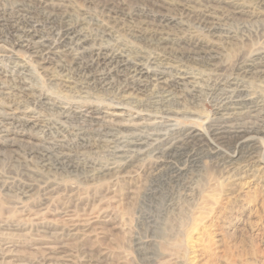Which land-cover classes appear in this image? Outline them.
<instances>
[{"label":"bare ground","instance_id":"6f19581e","mask_svg":"<svg viewBox=\"0 0 264 264\" xmlns=\"http://www.w3.org/2000/svg\"><path fill=\"white\" fill-rule=\"evenodd\" d=\"M60 1L62 0H19V3L16 5V0H13L7 7L0 6V150H19V148L22 150V147H26L22 156L23 164L27 165V161L34 163L33 167L35 169L31 171V175H33L35 179H31L33 182L37 183L38 189L45 198L47 196L53 199L52 197L56 196V199L57 197H67L70 199L71 197L80 195L79 190H82L74 187L72 184L60 187L56 183L50 182L49 179L53 178L49 177L50 173H63V175H68L67 177L70 178L73 174L76 175V173H81L84 175H82L83 177L80 175L83 179L81 181L84 183L106 181V187L103 188L102 185L100 189V186L97 187L99 194L102 195L101 197L113 195L115 198L116 195H121V189H123L122 187L118 189V185L123 184L121 182H127L126 180L130 181L131 179V177L123 176L126 169L134 168V165L137 164L138 166H136L135 170L139 177L145 176L153 178V176H157L165 166V160H163V158H166L165 156L167 154L171 153L174 148L176 149L178 146L181 147V143H185L186 140L193 139L197 136V134L191 130H188L187 133V131L179 129L176 123L173 125L167 124V121L169 122L171 119H176L181 116H195L193 113L197 111L192 110V113L190 111L184 112L179 111L178 108L175 111L172 110L173 108L171 110H161L165 118H167V121L165 120L166 122L162 123H159L161 122L160 119L158 123L147 122L142 124L138 123V121L136 122L135 117L131 120L129 119L130 121L127 120L125 123L115 122L113 120L106 121L103 119V116L107 114L102 110V107H104L103 101L106 99L103 97L105 96H107V99L112 98L113 100H118V102L126 101L127 103L125 105L127 106L135 105V107L137 106L145 109L147 104L145 105L144 101L141 99L148 93L151 96H157L161 99V101L155 100L156 102L151 104V106L153 105L157 108L155 110L159 111V109L163 108H159V106H162V101H167L169 100L168 98L173 97L175 104L179 105L181 100H187L188 98L194 100L195 94L201 92V94H204L206 97L211 99L216 98L215 101H217V103H215L216 105L212 106H215L212 112L213 118L207 119L209 124L207 132L205 131V133L202 134L203 136L199 137L201 139L200 141L204 142V146L207 147V149H211L217 156H225L224 158L228 161V164L238 155L241 147V143L238 142L237 144L235 143V148H233L234 151L231 153L229 152L230 154L221 151L222 135L225 133H232L236 141H244L243 143L247 144L250 148L248 149L249 152L258 149L261 151V147L263 146L261 142H264V114L260 113L255 115L257 122H249L248 124L243 122L245 125L241 126L240 124V127H237L235 124L241 121V116L245 115L241 114L242 111L257 108L261 105L258 102L260 94H254L255 92L250 93L247 89L248 87L250 88V85L245 86L244 84L245 80L252 77H254V81L255 78L260 79L262 82L264 81V34L259 37V39L263 40L261 48L248 51L244 47L245 50H237L238 52L236 51V53L234 52L235 50H226L230 52L229 54L233 55L230 62H227L228 64L225 65L218 64L215 66L213 64L215 63L214 59L216 57H214L213 53H216L218 49L217 43L220 41V37L217 36L219 28H217V24H215L214 21L210 20V16L206 14V12H210L208 6H206L203 11L195 9V6L207 4L208 0H178V2L173 3V9L179 13V16L192 20L195 26L204 29L203 37L200 36L178 41L165 32L167 27L163 29L164 26H168L172 21V19L165 16H160L157 19V24L154 23V20L148 22L143 21L142 18V20L137 19L138 21L135 23L132 22L133 20L135 21V19L125 13V7L121 4L122 2L108 4L111 0L108 2L105 0H84V5L97 7L100 9L101 13L106 14V18L102 20V22L95 21V23H87L86 20L88 19H79L71 22L73 19L71 21L69 19L71 18L70 14H73L72 11H70L71 13L68 12L69 14L66 13L67 11L63 13L61 4L65 1L63 3ZM123 1L125 2V0ZM225 1L226 0H218V2H230L234 8H232L233 10L238 9L236 1L235 3L233 2L234 0ZM256 1L257 3L255 6H259L260 8V4H262L263 1L255 0L254 2ZM141 4H143V2ZM77 5L79 6V4ZM152 5L159 9L163 7L158 1H153ZM212 5L216 6V4ZM70 6L72 5L70 4ZM82 6L78 8H82ZM136 6H138V4ZM65 10H68V8ZM257 11H259V9ZM146 12L147 11H145V13ZM230 13H232V11ZM102 15L103 14H101V16ZM138 15H140V13ZM251 16L253 15L251 14ZM127 20H132V23ZM258 34L260 33L258 32ZM226 35L227 34H225V36ZM118 38L124 39L125 44H128L129 47L123 46V44L121 45ZM223 38L224 37H222V39ZM16 53L22 54L26 60H22V62L18 61L16 59ZM58 57L63 59H61L60 62H56L57 64L53 69V73H47L48 69L46 65ZM186 65L194 67L200 66L204 68V70L210 67L211 70L208 69L209 73L204 76L206 80L204 79V81H202V78L197 79L198 77L200 78V76L195 78L191 72H187ZM44 79H46V81ZM72 93H74V96H72ZM90 98H93L94 101H90ZM183 105L186 104L184 103ZM196 106L199 107V105ZM145 111H147V108ZM162 112L160 114H162ZM112 114L110 113L113 118L116 117ZM23 131H36V134L34 133L35 135L30 136L32 138L28 139V141L21 139L17 141V138L21 137ZM188 151L186 152L188 153ZM100 154H103V156ZM98 157L104 161H99L97 159ZM248 164L252 163L250 162ZM262 164L264 169V163ZM75 175L74 177L76 180L79 179ZM74 177L72 176L73 179ZM64 179L63 176V181L67 178ZM120 179H122V181ZM169 179L170 178H168V180ZM7 181L8 178L4 181L0 177L1 193L7 192L10 194L17 188L26 196L27 192L29 193V191H32V188H36L35 184L24 185V183H22V185H16V183L10 184L11 179H9V184ZM13 181L15 182V180ZM81 181L80 183H83ZM146 182L148 183L149 181ZM139 185L141 186V184ZM185 192H187V190ZM19 198L18 200H20ZM13 199L14 198H12V200ZM3 201L5 200L3 199ZM22 202H20V205ZM3 204H0V210ZM12 204L11 202V209H14ZM5 211L7 210L5 209ZM8 215L10 216V214ZM1 216L0 214V244L2 245V247L0 246V264H16V253L12 255L9 253L10 251L6 252V248L11 247H9L10 240L8 242L7 236L11 237L10 235H12V233L5 236L7 233L4 231L6 229H11L15 232L17 228L16 222L11 223V221L7 219L2 220ZM260 223L264 226V213L260 218ZM2 231H4L5 235L4 233L2 234ZM63 232L64 231H62V233ZM61 251L62 249L60 252ZM39 258L43 260L41 263L46 261L43 259V256ZM46 259L49 258L47 257ZM37 260L39 259L37 258ZM20 262L22 261L20 260ZM221 262L227 264L224 261Z\"/></svg>","mask_w":264,"mask_h":264},{"label":"rangeland","instance_id":"374dc122","mask_svg":"<svg viewBox=\"0 0 264 264\" xmlns=\"http://www.w3.org/2000/svg\"><path fill=\"white\" fill-rule=\"evenodd\" d=\"M12 1L13 0H0V6L7 7ZM18 1L19 0H16V5L19 3ZM105 1L108 2L109 0ZM111 1H109L108 4L122 2L121 4L125 7V13L135 19V21L127 20L128 22L132 21L137 23L138 20L143 19V21L148 22L154 20V23L157 24V19L160 16H165L169 19H172V21L168 24V26H164L163 29L167 27L165 32L168 33L172 38H175L177 41L200 36L203 37L204 29L195 26L192 20H188L185 17L179 16V13L173 9V3L178 2V0H125V2L123 0ZM153 1H158V3L163 5V7L161 9L156 8L152 5ZM228 1L226 0L225 2ZM235 1L238 8L237 10H233L234 8L230 2L224 3L218 2V0H208L209 4L207 3L201 6H195V9L202 11L205 10L204 8L206 6H208V10L210 12H206L207 10L205 12L210 16V20L214 21V23L217 24V28H219L217 36L220 37V41L217 43L218 49L216 50V53H213L214 57L216 58L214 59L215 63L213 62L214 64H212L215 66L218 64L225 65L228 64L227 62H230V59H232L233 55L229 54V50H235V53L237 50H243L244 47L248 51L257 50V48L259 49L263 45V40L259 39V37L264 34V0H262L263 2L260 4V8L259 6H255L257 3V1L254 2L255 0H247L249 2L246 0H234L233 2L235 3ZM60 2H64L63 4L60 3L63 13L67 11L66 13L69 14L68 12L72 11L73 14H70L71 18L69 19L70 21L73 19L71 22L79 19H88L86 20L87 23H95V21L102 22V20L106 18V14L101 13L100 9L97 7L84 5V0H62ZM142 2L143 4H141ZM70 4L72 6H70ZM77 4H79V6ZM137 4L138 6H136ZM212 4H216V6ZM81 6L82 8L84 6L85 7L83 9L78 8ZM67 8L68 10H65ZM258 9L259 11H257ZM230 10L232 13H230ZM145 11L147 12L145 13ZM256 11L259 13V15ZM139 13L140 15H138ZM101 14L103 15L101 16ZM251 14L253 16H251ZM218 15H221L222 17ZM258 32L260 34H258ZM225 34L227 35L225 36ZM221 36L225 38H223L225 41ZM118 41L121 45L123 44V46L125 45L126 47H129L128 44H125L124 39L118 38ZM254 44L257 45L255 46ZM16 59L21 62L22 60H26V58L19 53H16ZM56 59L52 60L50 63H48V65H46V68L48 69L47 73H53V69L57 64L56 62H60L63 58L58 57ZM199 67L200 66L194 67L186 65V71L191 72L195 78L200 76V78L198 77L197 79L202 78V81H204V76L209 73L208 69L211 70V68H207L206 71L202 67L199 69ZM44 80L46 81V79ZM253 81L254 77L247 79L245 80L244 85H250V88L246 87L250 93L255 92L254 94L258 93L257 95H261H259L260 98L258 99L261 107L259 106L257 108L242 111L241 114L245 115L241 116L242 119L240 122H236L235 125H237V127H240V124L243 126L245 125L244 123L248 124L249 122H257L255 115L260 113L264 114V103H262L264 102V81L262 82L257 78H255L254 82ZM72 94V96H74V93ZM143 97L144 98L141 97V100L144 101L145 105L147 104L145 109H142V107H135V105H132L133 107L131 105L127 106L125 105L127 103L126 101L118 102V100L116 101L112 98L107 99V96L103 97L106 99L103 101L104 107H102V110L107 114L103 116V119L106 121L113 120L115 122L125 123L127 120L130 121L135 117V121H138V123L142 124L147 122L158 123L160 119L161 122L159 123H162L166 122L167 118H165L161 110L165 111L167 109L171 110L173 108L172 110L175 111L178 108L179 111L184 112L190 111L192 113L193 111H197L195 112L197 115L193 113L195 116H181L176 119H171L169 121L170 123L167 121V124L173 125L176 123L179 129L187 131V133L188 130H191L197 134V136L193 139L186 140V144L181 143V147L178 146V148H174L171 153L167 154L165 156L166 158H163V160H165V166L161 169V174L158 173V175L153 176V178H148L145 176L139 177L135 170L136 166H138L137 164L134 165V168L132 167L130 169H126L123 173V176L131 177V179L130 181L126 180L127 182H121L123 184L118 185V189H121L122 187L124 190L121 189V195L118 194L115 196V198L113 195H107L110 197L104 196L107 197L104 198L101 197V194H99L97 187L100 186L99 189L102 188V186L103 188L106 187V181L84 183L81 181L83 180L81 177L84 176L81 173H76V175L73 174L71 175V178L67 177L68 175H63V173H50L49 177H53L52 179H49L50 182H54L60 187L67 184H72L74 187L80 188L84 191L79 190L80 195L77 197H71L70 199L67 197H57L56 199V196L52 197L53 199L46 196V199L38 189L37 183L33 182L35 177L33 178L31 171L35 169L33 167L34 163L27 161V165L23 164L22 156L26 147H22V150L20 148L19 150H0V177L2 180L6 181L8 178L7 183L9 184V179H11L10 184L16 183V185H22V183H24V185L35 184L36 188L38 189L32 188V191H29V193L27 192L26 196L25 194L23 195L17 188L16 190H13L14 192L16 191L15 193L11 192L8 194L7 192H0V202H2L0 204L5 203L2 206L4 209L1 208L0 210V214L2 215L1 219L10 220L11 223L16 222V227L18 228H16L15 232L11 229L4 230L5 233H7L6 235L4 231H2V234L4 233L5 236L12 233V235H10L11 237L7 236L8 242L10 240L9 247L11 246L12 248H6V252L10 251L9 253L12 255L16 253V262L18 264H28L29 262V264H223L221 261H224L227 264H264V226H262L260 223V218L264 213V169L262 164L264 163V142H261V145H263L261 147V151L258 149L249 152L248 149L250 148L246 143H243L244 141H236L232 133H225L222 135L223 140L221 151H223V153L230 154L234 151L233 148H235V145L238 142L241 143L238 155L227 164L228 161L224 158L225 156L218 155V157L217 154H214L211 151V149H207V147L204 146V142H201V139L199 138L203 136L202 134H204L205 131L207 132V127L209 125L207 119L213 118L212 112L215 106H212L216 105V98L211 99L200 92L195 94L194 100L188 98L187 100H181L179 105H176L173 97H171L168 98L171 102L169 100L162 101V106H159V108H163L159 109L158 111L155 110L157 108L153 105L151 106V104L156 101H161L159 97L151 96L148 93ZM89 100L94 101L93 98H90ZM184 103L186 105H183ZM196 105H199V107ZM146 108L148 112L145 111ZM161 112L162 114H160ZM199 112L202 114V117ZM110 113H115L112 115H115L116 117L113 118ZM34 133L36 134V131H23L21 137L17 138V141L20 139L28 141V139L32 138L30 136L35 135ZM186 151H188V153ZM100 155L103 156V154ZM100 157L97 159L99 161H104ZM250 162L252 164H248ZM62 175L65 179L67 178L66 180L64 179L65 181L62 180ZM74 175L80 180H76ZM72 176L75 180L72 178ZM168 178L170 179L168 180ZM13 180H15V182ZM120 180L122 181V179ZM80 181L86 185L80 183ZM146 181L149 182L147 183ZM139 184H141V186ZM184 190H187V192ZM37 194H39L41 198ZM12 198L14 199L12 200ZM18 198L20 200H18ZM3 199L5 201H3ZM11 202L13 203L12 206L14 209H11ZM20 202H22L21 205ZM5 209L7 211H5ZM8 214H10V216ZM19 226L23 227L20 228ZM62 231L64 232L62 233ZM0 246L2 247L1 244ZM61 249L62 251L60 252ZM42 256L44 257L43 259L46 260L44 263H41L43 260L42 258H39ZM47 257L49 259H46ZM52 257L53 259H57H54L53 262ZM37 258L40 261L37 260ZM20 260L22 262H20ZM62 260L66 262L64 263Z\"/></svg>","mask_w":264,"mask_h":264}]
</instances>
